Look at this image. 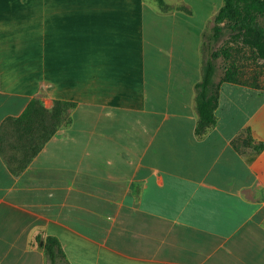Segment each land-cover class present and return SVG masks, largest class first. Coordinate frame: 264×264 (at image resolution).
Wrapping results in <instances>:
<instances>
[{"label":"crops","instance_id":"1","mask_svg":"<svg viewBox=\"0 0 264 264\" xmlns=\"http://www.w3.org/2000/svg\"><path fill=\"white\" fill-rule=\"evenodd\" d=\"M164 2L0 0V264H264V88L199 132L224 1Z\"/></svg>","mask_w":264,"mask_h":264},{"label":"trees","instance_id":"2","mask_svg":"<svg viewBox=\"0 0 264 264\" xmlns=\"http://www.w3.org/2000/svg\"><path fill=\"white\" fill-rule=\"evenodd\" d=\"M223 6L217 13L214 26L210 38L212 40L220 39L225 31H228L229 42L236 43L239 47L236 49L239 53L248 50L251 57L255 60H264V0H223ZM162 8H166L164 0H158ZM206 43H204L205 46ZM205 50V47H204ZM233 47L226 45L220 49L213 50L209 53L204 66V77L201 83L198 84V110L199 122L198 131L204 132L209 127L216 123L215 110L219 102V88L223 82L243 83L240 80V68L237 62L233 60L226 67L223 76L218 82L215 81L216 60L219 57L230 59L232 56ZM208 53V52H207ZM253 87L259 88L257 84H250ZM40 105L38 99L32 100L25 112L16 119L18 124L27 123L31 118L41 111L36 108ZM73 106L66 102H55V107L52 109V118L55 119L53 126L49 129L48 135L42 139V143L46 141L58 128L62 121L63 115L67 109ZM69 121V119H66ZM41 143V144H42ZM40 145H37L31 153H26L21 167L29 163L30 159L37 153ZM46 252L51 261V264H57L64 257V253L60 248L58 241L49 237L46 242Z\"/></svg>","mask_w":264,"mask_h":264},{"label":"rangeland","instance_id":"3","mask_svg":"<svg viewBox=\"0 0 264 264\" xmlns=\"http://www.w3.org/2000/svg\"><path fill=\"white\" fill-rule=\"evenodd\" d=\"M215 2H219L221 0H214ZM200 5V4H197ZM204 12V11H202ZM228 31L224 32V35L218 40H212L210 38L211 32L209 36L206 37L205 40V55L206 59L209 58V53L213 50L220 49L223 46L230 45L233 47L231 58L225 59V57H219L216 60V74L215 81L218 82L220 78L223 76L226 67L235 60L237 65L240 68V80L243 83L247 84H257L259 87L264 88V60H255L251 57L250 52L246 49L243 52L239 53L236 49L239 47L234 42H229L228 40ZM208 52V53H207ZM40 118V117H39ZM38 118V120H39Z\"/></svg>","mask_w":264,"mask_h":264}]
</instances>
